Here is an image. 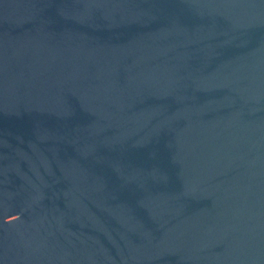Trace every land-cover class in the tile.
<instances>
[{
	"label": "water",
	"instance_id": "obj_1",
	"mask_svg": "<svg viewBox=\"0 0 264 264\" xmlns=\"http://www.w3.org/2000/svg\"><path fill=\"white\" fill-rule=\"evenodd\" d=\"M0 264H264V0H0Z\"/></svg>",
	"mask_w": 264,
	"mask_h": 264
}]
</instances>
